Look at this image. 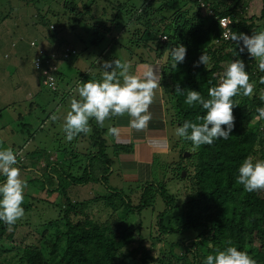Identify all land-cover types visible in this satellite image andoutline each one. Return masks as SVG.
<instances>
[{"label": "trees", "instance_id": "1", "mask_svg": "<svg viewBox=\"0 0 264 264\" xmlns=\"http://www.w3.org/2000/svg\"><path fill=\"white\" fill-rule=\"evenodd\" d=\"M116 1L92 0V5L86 6L83 11L94 19L92 7L100 6L98 18L104 20L106 10L114 9L113 17L105 20L110 25L115 23L119 13L124 12L128 22L131 20L134 23L131 39L135 40L140 50L139 62H162L160 71L166 97V122L172 135V149L176 147L178 150V161L174 158L164 161L156 157L151 180L130 183L140 186L139 191L134 189L125 193L117 187H110L101 194L95 193L89 200L72 201L64 194L62 181L69 186L90 183L109 187L106 175L112 168L113 159L131 148L111 140L109 155L106 152L105 129L98 126L94 119L90 120L92 132L89 140L95 151L84 156L83 166L79 164L81 159L74 155L69 157L70 164L64 162L66 155L58 161L50 154L46 155L47 161L43 163L39 161L38 150L33 152L37 159L28 166L36 165L43 170L40 173V181L44 182L40 186L42 190L46 189L52 196L56 190L61 192L63 199L60 193L54 196L61 199L57 205L59 215L50 219L49 227L44 228L49 232L50 225L56 224V230L46 236L41 234L44 238L38 239L40 246H15L12 240L17 225L13 231L7 232V225L0 221V253L16 249V256L19 255L17 264H204L207 255L235 246L238 250L247 251L257 264H264V191L249 193L236 182L238 169L246 158L252 157L254 163L264 161V118H258L256 111L258 107H264V101L260 99L264 94V84L259 83L264 72L259 71L258 62L248 55L247 50L239 53L233 42L223 37L226 30L228 33L247 35L264 31V0H200L207 2L211 12L194 0H143L140 4L132 0H129L132 4ZM193 1L197 3V9L189 13L186 3ZM228 5L231 7L227 8ZM63 6L72 13L76 12V0H65ZM223 17H228L230 21L226 28L219 23V18ZM93 19L95 37L92 42H99L109 34L112 37L109 24H100ZM96 29H100V37H96ZM181 44L187 49L186 56L173 69L169 50ZM60 45V49H54L56 52L68 48ZM143 51L145 56H141ZM203 52L211 57L207 68L197 64ZM75 53L69 52L68 57ZM235 59L244 61L250 82L256 85L254 94L245 97L241 93L232 98L239 105L233 108L235 127L228 139H217L213 144L202 145L196 152H191L192 142L177 137L175 129L185 120L202 123L196 118L206 114V110L199 105H186L187 91H200L208 98V89L219 84L226 67ZM61 75L59 69L55 88L46 85L55 93L59 89L57 79L60 80ZM177 84L185 90L184 95L175 92ZM114 119L109 120L112 122ZM185 151L189 152V156H183ZM72 162L80 173L73 175L69 168ZM23 163L19 161L18 165L25 167ZM173 181L185 185L187 191V202H183L179 210L180 224L171 216L169 218V214L178 209V196L169 188ZM157 196L161 197L165 206L156 216L159 239L163 242L167 237L176 240L173 234L184 230L194 231L191 234L194 238L188 243L180 239L170 242L168 255L154 257L152 248L146 245L141 222L138 221V229H135L127 216L151 208ZM96 201H100L107 210L104 219L89 215V205ZM55 202L50 201L51 205ZM24 209L27 212L30 203L24 205ZM175 246L180 249L179 253L175 251ZM11 261L4 256L0 264H12Z\"/></svg>", "mask_w": 264, "mask_h": 264}, {"label": "rangeland", "instance_id": "2", "mask_svg": "<svg viewBox=\"0 0 264 264\" xmlns=\"http://www.w3.org/2000/svg\"><path fill=\"white\" fill-rule=\"evenodd\" d=\"M64 1L0 0V76L3 72V76L6 78L4 82H0V150L11 147L19 154V161L24 162L25 167L16 165L21 169V177L27 181L22 207L24 208V205L30 203V209L16 223L17 228L14 231L12 240V244L15 246H40L41 243H38V239L44 238L41 234L46 236L56 230V224L50 225L49 232L44 228L49 227L47 224L50 219L58 217L59 208L57 205L63 199L61 192H56L57 190L52 196L46 189H41L40 186L44 182L40 181V173L43 170L36 165L28 167L37 159V156L33 155L34 150L39 151V161L43 163L47 161L46 155L50 154L52 158L56 157L58 161L66 155L64 162L70 164L69 157L74 155L77 159L78 157L81 159L79 164L82 166L85 163L84 156L87 157L92 151H95L90 145L89 135L91 133L88 135L81 133L69 142L66 140V133L63 130L64 117L67 111L70 110L71 99L73 97L80 99L76 91L77 87L82 86L83 83L89 80H101L104 61L120 59L122 62H130L132 64L130 71L133 73L142 72L145 66L144 63L139 62L140 50L135 40L132 41L131 39L134 23H131V20L128 22L129 19L124 12L119 13L116 16L115 23L110 25L105 20L113 17L111 15L114 9L108 8L106 10L107 15L104 16L105 19L101 20L98 18V16L100 17V6H93L94 10L92 12L95 17L93 19L83 11L86 6L92 5V0H76L77 9L75 13L70 12L68 8L66 9L63 6ZM194 1L198 3V0ZM225 1L233 2L232 0ZM116 2L132 4L129 0H117ZM132 2L140 4L143 0H132ZM196 2L186 3L189 13L197 9ZM199 5L202 6L201 2ZM230 7L228 5L227 8ZM92 19L100 24H109L112 37L109 34L99 42H92L95 37L92 27L94 22L91 23ZM50 25H53L54 29H51ZM100 36V29H96V37ZM43 40L60 42L63 46H68L78 52L77 54H70L66 61L59 63L62 75L60 80L57 79L59 89L56 93L43 84L44 75H41V72L33 64L34 56L38 54V49L42 47ZM31 41L35 43L34 46L30 45ZM4 54H7V56H4ZM142 55L145 56V51L141 53ZM148 63H151L150 60ZM25 75L30 76L32 81H38L36 93L32 87L35 86L34 83H31L29 79H25ZM53 114H56L58 119H50ZM94 122L96 123V121ZM114 124L111 120H106L103 127L105 129L104 137L108 144L106 152L109 155L112 151L110 146L112 139L108 135V128L115 127ZM173 149L171 146L168 155L178 161V150L176 147ZM187 156H189V153ZM50 163L53 166L56 165L55 162ZM73 164L72 162L69 167L73 175L80 173ZM111 167L106 175V183L109 187H105L103 184L95 186L90 183L84 185L71 184L69 186L62 181L61 188L72 201L89 200L94 197L95 193L101 194L110 187H117L116 189H121L125 193L134 189L139 191L140 186L130 184L131 181L127 183L123 180V176L115 170L116 168L113 165ZM159 175H161V172H159ZM5 179L0 175V183ZM169 188L171 192L176 193L178 196L176 207L178 209L172 215L170 213L169 218L171 216L180 224L181 211L179 210L182 203L187 202V191L185 185L175 181L169 184ZM57 194L60 195L61 199L54 198ZM98 194L95 196H98ZM53 200L56 202L51 205L50 201ZM102 205L100 201L91 202L89 215L95 216L99 220L104 219L108 213ZM164 208L161 197L157 196L151 208L142 210L140 214L130 213L127 216V220L135 226V229L138 227V221L141 222L143 226L142 233L147 239L146 245L152 248L154 257L161 256V254L168 255L171 248L170 242H176L180 239L188 243L194 238V235H191L194 231L184 230L173 234L176 240L172 237H167L168 239L166 238L164 242L160 240L156 232L158 224L155 223L157 214ZM56 221L61 223L60 220ZM174 248L177 253L180 252L179 248L176 246ZM17 252L16 249L8 253L2 252L0 253V260L6 256L9 260H12V264H17L19 256H16Z\"/></svg>", "mask_w": 264, "mask_h": 264}, {"label": "clouds", "instance_id": "3", "mask_svg": "<svg viewBox=\"0 0 264 264\" xmlns=\"http://www.w3.org/2000/svg\"><path fill=\"white\" fill-rule=\"evenodd\" d=\"M200 2L202 7L210 9L207 2L199 0L198 3ZM219 23L221 27L227 26L223 20ZM224 38L230 39L239 53L247 50L248 55L258 62L259 71L264 72V31L252 35L226 32ZM186 51L182 44L169 50L173 69L177 63L183 62ZM210 60L211 57L203 52L197 64H203L207 68ZM161 68L162 62L157 61L155 64L145 65L142 72L133 73L130 71V62H122L120 59L104 61L101 80H89L78 86L76 91L80 99H71L70 110L64 117L63 125L66 140L71 142L81 133L90 134V119L104 127L106 120L125 114L130 117L129 125L132 129L137 132L145 131L153 118L149 108L161 90ZM259 83L264 84V77L260 78ZM255 86L250 82L244 61L233 60L226 67L219 84L208 89V98L200 91H187L185 104L199 105L206 110V114L196 118L202 123L185 120L181 126L176 127L175 135L192 142L191 152H196L202 145H211L217 139H228L235 127L233 108L239 105L232 98L241 93L245 97H251ZM175 92L178 95L185 94L179 84L176 85ZM260 99L264 101V94H261ZM256 111L258 118H264V107H258ZM50 119L56 120L58 117L53 114ZM108 133L115 136L118 129L109 127ZM18 155L11 147L0 150V175L6 178L0 183V221L7 225L9 232L14 230L16 223L25 215L22 205L27 181L21 177V169L16 166L19 163ZM238 171L236 182L246 192L264 191V161L254 163L252 157H248ZM204 264H257V261L247 251L229 246L207 255Z\"/></svg>", "mask_w": 264, "mask_h": 264}, {"label": "crops", "instance_id": "4", "mask_svg": "<svg viewBox=\"0 0 264 264\" xmlns=\"http://www.w3.org/2000/svg\"><path fill=\"white\" fill-rule=\"evenodd\" d=\"M43 42L44 43L40 45L46 50L49 48L60 49L61 47L60 42L57 41L55 43L54 41L43 40ZM112 43L114 42L112 41ZM5 55L7 54H4V56ZM152 64L155 63L144 62V65ZM24 78L34 83L35 86L32 87L33 91L36 93L38 81H32L31 77L28 75H25ZM5 79L2 72L0 82H4ZM165 108L166 97L161 85V90L158 92L153 104L149 108L153 118L145 131L137 132L132 129L129 125L130 117L127 114L122 117H115L112 121L115 123L114 126L118 129L117 135H110L113 142L117 144H127L128 147H131L129 151L121 152L113 159V166L123 176L124 181L144 182L151 180V169L155 158L158 157L164 161L172 158L168 155L172 146V135L168 122H166Z\"/></svg>", "mask_w": 264, "mask_h": 264}, {"label": "built area", "instance_id": "5", "mask_svg": "<svg viewBox=\"0 0 264 264\" xmlns=\"http://www.w3.org/2000/svg\"><path fill=\"white\" fill-rule=\"evenodd\" d=\"M209 12H211V9H209ZM220 20L225 21L226 25H228V23L230 22L228 17L219 18V21ZM50 27L53 28V25H50ZM226 32L228 31L226 30L224 33ZM30 45L34 46L35 43L31 41ZM69 52L75 53V50H72L69 47H64L63 50L57 52L54 49L46 50L43 47H40L38 49V54L34 56L33 64L36 69L41 72V75H44L43 83L45 85L50 86L52 89L55 88L56 73L59 70V63L62 61V59L68 57Z\"/></svg>", "mask_w": 264, "mask_h": 264}, {"label": "water", "instance_id": "6", "mask_svg": "<svg viewBox=\"0 0 264 264\" xmlns=\"http://www.w3.org/2000/svg\"><path fill=\"white\" fill-rule=\"evenodd\" d=\"M188 153H189V152L185 151V152L183 153V156H184V157H187Z\"/></svg>", "mask_w": 264, "mask_h": 264}]
</instances>
